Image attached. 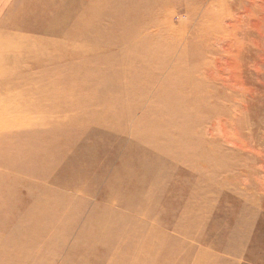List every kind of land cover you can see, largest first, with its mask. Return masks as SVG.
Wrapping results in <instances>:
<instances>
[{
    "label": "bare ground",
    "instance_id": "obj_1",
    "mask_svg": "<svg viewBox=\"0 0 264 264\" xmlns=\"http://www.w3.org/2000/svg\"><path fill=\"white\" fill-rule=\"evenodd\" d=\"M33 1L37 6L21 5L15 10V19L23 17L24 22L0 28V140H8L12 130L21 134L9 155L12 147L8 141L6 146L0 143V204L16 213L14 218L10 216L9 227L0 229V264H230L226 254L240 259L250 225L264 209V177L258 176L256 165L240 159L241 165L223 167L218 163L221 168L217 170L200 163L196 166L203 170L193 171L196 178L189 184L184 178L172 179L167 171L158 173L163 168L162 156L156 151L159 142L141 146L132 141L122 149L125 140L114 131H127L125 121L139 104L120 91L130 90L124 79L141 81L136 68L140 62L158 63V67L166 62L170 68L165 79L170 82L179 76L183 85L178 88L192 94L188 104L196 113L210 108L208 97L226 95L222 88L228 83L210 71L213 67L208 69L214 62L211 53L226 35H237L231 43L235 62L239 75L246 81L250 78L247 46L252 40L244 29L238 28L236 34L237 27L229 17L232 5L241 1ZM29 17L42 21L33 28L27 23ZM191 25L188 36L187 26ZM182 45L186 54L175 57ZM166 46L168 51L160 50ZM188 46L200 49L201 56L188 59ZM143 51L146 54L139 59ZM238 98L233 97L236 107L230 108L236 122L248 117ZM206 120L204 115L201 121ZM96 123L107 127L88 129ZM255 130L246 132L250 136ZM83 133L87 138L79 142ZM190 133H195L196 142L201 141L197 150L208 146L205 130L191 128ZM134 136H138L137 130ZM115 141L121 143L115 147ZM107 150L105 161L101 154ZM49 152L54 154L51 159ZM177 156L169 150L167 158ZM185 156L183 159L190 154ZM101 186H106L104 193L98 192ZM226 187L242 195L248 210L243 212L248 214L235 217L233 225L225 222L209 230L214 206L210 200ZM93 197L107 203L95 199L86 215L84 208L92 205ZM189 237L201 241L198 249L187 247ZM252 240V247L259 248L263 233L257 232ZM55 243L59 248L51 257L35 255L36 249Z\"/></svg>",
    "mask_w": 264,
    "mask_h": 264
},
{
    "label": "rangeland",
    "instance_id": "obj_2",
    "mask_svg": "<svg viewBox=\"0 0 264 264\" xmlns=\"http://www.w3.org/2000/svg\"><path fill=\"white\" fill-rule=\"evenodd\" d=\"M240 1L241 2L237 1L236 3L232 5V7L230 8L231 14L229 17L231 21L233 20L232 21L233 26L237 27L236 34H238L237 32L238 28L244 29L246 31L247 39L252 40V42H250L249 45L247 46V51L249 53V62H248L249 64H248V67L246 68V71L249 73L248 76L250 78H248L249 81L248 80L246 81L243 77H241V75H239L240 69L238 68L235 62L236 59H235V54H234V46L232 44L234 43V40L237 37V35L234 36L233 33L226 35L225 36L226 39L219 40L217 43L216 50L211 53L214 64L212 63L213 66L211 64L209 66L210 68H208L210 70L213 67V70L211 69L210 71H214L215 73L219 74L228 83V86L226 87L222 88L221 86L224 93L226 91V95L223 96V98L220 97L218 99H216L215 97L213 98L208 97V100H209L208 106H210V104L211 106L208 109L206 108L207 109L206 111L202 110L199 113L192 111V109L190 108L188 104V102L190 103V100L192 99V94L186 89L180 90L178 88V87H182L183 85L181 83V80L179 79V76H176L175 78H173L174 81L173 80L170 81L171 84L167 79H165L167 76L168 70L170 68V66H168L165 61H164L165 64H159L160 65L159 67H158V63L153 65V63L151 62H147V63L140 62L136 68H139L140 70V72L138 73V77H140L141 81H137L133 77L131 78L130 82L127 81V79L123 80L125 84L130 85L131 87H130V90H128L127 88L122 89L120 91V94L123 96L125 95L124 97L126 99L130 98L131 100L132 99L137 100L139 104L137 105L136 111H134L131 119L125 121V126L127 128V131L126 132L125 131L124 132L114 131V132L118 133L116 135H118L123 140H125V142L122 143L123 145H121L122 149L127 148L128 144L131 143L132 141L139 143L141 146H144V145L149 146V141H152V140H154L155 142H159L158 144L159 150H156L155 148L154 149L158 153H160V155L162 156V160L160 161L162 162L163 168H159L158 173L167 171L169 173V176L172 179H176L178 177L184 178L186 183L191 184L192 180L196 178L194 177V173L198 172L197 169H200V171L203 170L202 166L201 167L196 166L197 164L199 165L200 163H205L207 164V167L209 169L212 167H216L217 170H220L221 167H219V165L223 167L225 166V164H230V163L234 165L235 164L241 165L242 162L240 159H245L247 160L249 164L256 165L255 170L258 173L259 177H264V0H251V1L250 0H240ZM21 5L22 6L24 5V7H29V8H31V6L32 7L37 6L36 1H33V0H8V4L3 9V11H1L2 13L0 12V28L2 24H5V28H8V25L9 27H11L15 21L24 22L23 17L19 19H15L16 17L15 10ZM5 16H6V19H5ZM185 17L186 16L183 14L184 19ZM174 19L178 21L177 16H175ZM41 21L42 19H40L39 17L27 18V23L29 25H32L33 28L37 27L41 23ZM193 27L194 25L187 26L188 36L191 30H193ZM33 34L36 36L40 35L39 32H34V31H33ZM187 40L189 39L187 38ZM224 46H227V47L229 46V47L226 48L225 50ZM183 47L184 46L182 45L178 48L175 54V57L178 54L179 55L183 53L186 54V51L184 50ZM185 49L187 50L188 59L190 58V60L193 59V57L198 58L201 56L200 49H197L194 47L191 48L190 46H188ZM160 50L168 51L169 48L166 46ZM145 54H146V51H143L139 59L142 56L144 57ZM159 62L164 63L163 61H159ZM163 66L165 67L167 66V67L165 68ZM143 72H144V75H143ZM240 81L242 82L240 83ZM235 82L237 84L234 85ZM156 88H159V89H156ZM235 95H236V98H238L239 96L238 99L242 102V105H241L242 113H244L246 116L248 115L247 118H245L242 115L243 118L241 120H238L237 122L236 120L233 121L234 119V117L232 116L233 111L232 109H230L233 106H235L233 104V97ZM229 97H231V101ZM224 101H227V102L225 103ZM213 108H217L218 112L214 111ZM209 111L215 113L217 116L210 113ZM204 115L208 116V120H206V122L201 121ZM96 126L97 127H102V126L107 127L103 123H96V124H91L88 129L92 127H96ZM191 128H194V129L199 128V129L205 130L207 135L204 134L203 137L209 140V144L207 147L205 148L202 147L201 150L196 149V144L198 142L200 143L201 141L199 140H197V142L195 141L197 139V136L195 135V133L189 134V131ZM249 128L253 130L256 129L255 131H253V134L250 136L246 132V129H249ZM206 129L208 130L206 131ZM136 130L138 133L137 137L134 136V131ZM7 135H8L7 136L8 140L7 139L0 140V143L4 144L5 142L8 141V144H10V146L12 147L9 149L7 153L9 155L10 153L14 152V144L16 141L19 140V138H21V134H20V131L12 130V131H9ZM86 138L87 137L84 136V133L80 134L79 142H81L83 139H86ZM91 139L92 137L88 138L89 141H91ZM214 142L216 144H214ZM118 143H121V142H116V141L114 142L115 147H116V144ZM217 143L219 145H217ZM4 146L6 145L4 144ZM150 146L152 147V145ZM237 146L239 147V149L241 148V150H239ZM71 147H70L71 152H73L74 147L72 148ZM229 149L230 150L232 149V151H230ZM169 150L170 152L172 151L173 154L175 155L179 154L180 156H177L176 158L168 159L167 156H168ZM189 154H190V157L188 156ZM62 155H65V154L63 153ZM107 155H108V150L107 152H103L101 154V159L105 161L108 160ZM184 155H186L185 157L188 156V158L183 159L182 156ZM238 155L240 156V158H238L239 157ZM243 155L245 156V158ZM53 156L54 154L52 152H49V158L51 159ZM180 157L182 158L179 159ZM166 162L170 164L165 165L164 163ZM237 162H240V163H237ZM173 164L175 165V167H173L174 166ZM114 166L115 164L112 162L111 169H113ZM152 168L154 169V166H152ZM182 169H184L185 171ZM241 169H246V167H242ZM107 176L108 175L105 176V179L107 178ZM226 189H228V187L224 189V191L219 197H214L212 198V200H210L214 204V206L212 208V211L209 213V215L211 214L209 216V224L207 226L209 227V230L212 227H215V226L218 227L219 224H222L225 222H228L229 225H233V223L235 222V217H237L238 215L242 217L243 215L248 214V212H245V213L243 212V211H248V210L246 207H243L245 205V201L243 200L242 195H240L239 193L238 195H236L237 193L234 192L233 190L228 189L227 191ZM145 190L146 191H144V196L147 193V189ZM105 191H106V186H101L100 189H98L99 193H104ZM183 196H186V194L183 193ZM175 197L178 198V191L175 193ZM132 198L136 200L137 194L133 193ZM95 199H97L98 202H100V204L102 205L107 203L104 200H101L98 197H95L93 199V202H91L92 205L85 206L84 214L90 212L91 208L95 204L94 203ZM0 209H1L0 212L3 213V214L0 213L1 214L0 215V229L8 228L9 225L12 223L11 219L13 220V218L16 215V213L14 214L12 213L13 211L15 212V210L7 211L10 208L3 207L1 206V204H0ZM4 210L6 213L4 212ZM258 214L259 215H257V217L254 219V221L256 222L253 223L254 222L253 221L251 224L252 226L250 225L249 240L246 241L245 244L243 245V253H242L241 258L236 259L234 258L235 256L231 254L230 255L226 254V260L230 264H264L261 262L264 258V209H260ZM49 215L51 216V213H49ZM10 216L11 217L13 216V218H11ZM167 216L169 218L171 217L170 214H168ZM170 219H172V217ZM213 220L217 221L216 225L214 223L212 224ZM46 222L48 221L47 220L42 221L43 227H46L47 225ZM184 228L185 230L188 229V227L186 226ZM48 232H51L50 228H48ZM257 232L263 233L262 246H260L259 248L257 247L254 248L252 247L251 242L253 241L252 239L256 236ZM62 239L64 240V238ZM229 240L232 241V237ZM5 242L6 241H3V244ZM260 243L261 241L259 242V244ZM200 244H201V241L197 242V239H195L194 237L187 238V247L198 249V246ZM57 248H59L57 243L52 244V245L49 244L47 247H45V249L44 248L41 249V251H40V248L36 249L35 255L37 257H42V255L45 254L47 257H51L52 252L56 250ZM222 262L223 261H219L217 264H222Z\"/></svg>",
    "mask_w": 264,
    "mask_h": 264
},
{
    "label": "crops",
    "instance_id": "obj_3",
    "mask_svg": "<svg viewBox=\"0 0 264 264\" xmlns=\"http://www.w3.org/2000/svg\"><path fill=\"white\" fill-rule=\"evenodd\" d=\"M7 4H8V0H0V12L5 8V5Z\"/></svg>",
    "mask_w": 264,
    "mask_h": 264
}]
</instances>
